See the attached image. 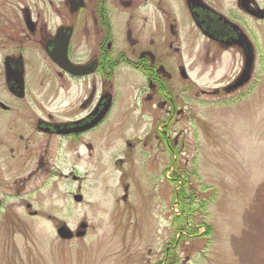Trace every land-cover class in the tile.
Segmentation results:
<instances>
[{
    "label": "flooded vegetation",
    "instance_id": "obj_1",
    "mask_svg": "<svg viewBox=\"0 0 264 264\" xmlns=\"http://www.w3.org/2000/svg\"><path fill=\"white\" fill-rule=\"evenodd\" d=\"M263 28L264 0H0V186L12 178L3 188L25 206L36 180L128 162L121 131L146 119L135 143L148 155L157 139L167 162L191 105L243 88L227 90L249 46L257 66Z\"/></svg>",
    "mask_w": 264,
    "mask_h": 264
},
{
    "label": "rangeland",
    "instance_id": "obj_2",
    "mask_svg": "<svg viewBox=\"0 0 264 264\" xmlns=\"http://www.w3.org/2000/svg\"><path fill=\"white\" fill-rule=\"evenodd\" d=\"M259 49L249 83L232 98L201 96L190 106L177 145L169 133L167 162L157 139L148 155L135 143L146 119L121 131L122 148L135 145L128 162H104L99 172L81 162L82 179L64 170L65 178L36 180L21 194L25 206L3 188L12 180L5 175L0 264H264V42ZM216 79L200 85L208 90ZM60 226L72 238H60Z\"/></svg>",
    "mask_w": 264,
    "mask_h": 264
},
{
    "label": "water",
    "instance_id": "obj_3",
    "mask_svg": "<svg viewBox=\"0 0 264 264\" xmlns=\"http://www.w3.org/2000/svg\"><path fill=\"white\" fill-rule=\"evenodd\" d=\"M248 58L249 57H247V59ZM248 64L249 65L251 64V58H250V60H248ZM249 72H250V66H246L245 73H244V80H246L248 78ZM76 199H78V198H76ZM80 227L81 228H84L85 225L84 224H81ZM57 233H58V235L61 238H64V239L70 238V233H69V231L64 226L59 227L58 230H57ZM77 235L78 236L83 235V232L82 233H77Z\"/></svg>",
    "mask_w": 264,
    "mask_h": 264
}]
</instances>
